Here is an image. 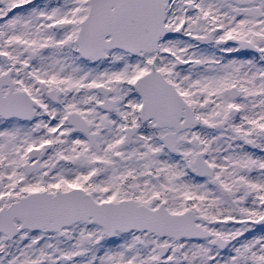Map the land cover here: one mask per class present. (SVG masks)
Returning <instances> with one entry per match:
<instances>
[{"label": "snow or ice", "instance_id": "obj_1", "mask_svg": "<svg viewBox=\"0 0 264 264\" xmlns=\"http://www.w3.org/2000/svg\"><path fill=\"white\" fill-rule=\"evenodd\" d=\"M0 264H264V0H0Z\"/></svg>", "mask_w": 264, "mask_h": 264}]
</instances>
